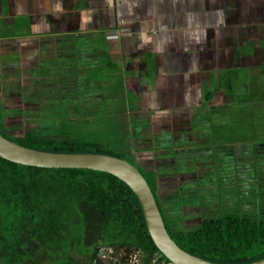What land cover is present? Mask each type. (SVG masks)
Masks as SVG:
<instances>
[{
    "label": "trees",
    "instance_id": "16d2710c",
    "mask_svg": "<svg viewBox=\"0 0 264 264\" xmlns=\"http://www.w3.org/2000/svg\"><path fill=\"white\" fill-rule=\"evenodd\" d=\"M105 41L104 35L58 41L57 53L42 57L49 75L38 78L35 93L27 98V113L40 119L38 127L16 135L8 118L22 110H7L2 97L0 133L36 149L125 158L146 177L169 234L183 249L224 263L264 258V101L207 109L199 118L206 121L199 133L210 129L221 139L204 141L191 132V141L176 143L189 148L183 169L199 170V177L161 179L132 152L124 116L133 93L117 72L115 56L102 52L110 47ZM204 98L202 108L213 95ZM159 193L167 196L169 210H179L175 221H168ZM98 239L106 241L102 246L141 250L144 264L171 262L153 241L138 197L118 176L0 156V264H101L102 246H89Z\"/></svg>",
    "mask_w": 264,
    "mask_h": 264
},
{
    "label": "crops",
    "instance_id": "0c3cea01",
    "mask_svg": "<svg viewBox=\"0 0 264 264\" xmlns=\"http://www.w3.org/2000/svg\"><path fill=\"white\" fill-rule=\"evenodd\" d=\"M101 35L148 111L202 108L206 80L263 68L264 0H0V98L35 91L23 71L58 41Z\"/></svg>",
    "mask_w": 264,
    "mask_h": 264
},
{
    "label": "rangeland",
    "instance_id": "374dc122",
    "mask_svg": "<svg viewBox=\"0 0 264 264\" xmlns=\"http://www.w3.org/2000/svg\"><path fill=\"white\" fill-rule=\"evenodd\" d=\"M254 46H260V44H253ZM263 45V44H261ZM102 52H104L108 56H114L112 55V48L111 47H105L101 49ZM117 51V50H116ZM252 51V50H251ZM51 53H57L56 49H53L50 51ZM49 52V54H50ZM110 52V54L108 53ZM47 55V54H45ZM43 55V56H45ZM67 55V56H66ZM65 58H68L69 54H66ZM120 58V56H119ZM116 61H118V57H115ZM39 63L35 65L36 70L32 71L29 69H26L23 71L24 76H26L25 83L28 82V85L25 87H28L32 84H35L41 77H45V75H49V73H46L45 69H43L42 58L39 59ZM65 62V61H64ZM113 62V61H111ZM114 63L118 65V73L123 74V78L127 85V90L129 89L133 93V104L129 106V108L125 111L126 114L124 117H126V120H128V123L130 124L129 128V141L132 143V152L135 153L136 158L139 162H141L144 166H150L151 169H156L159 178H175V179H188L193 180L199 177L200 172L199 170H187L183 169V166L188 165L189 159L187 154V147L178 146L176 144V140L179 139L181 136H185V138H191V132H195L197 134L198 138H201L204 141H216V137L213 136L210 129H206L205 135H201L199 132H203L205 130L203 128L206 121H200V117L203 115H207L209 111L207 112V109L210 108H218L227 105L228 103H238V102H249L252 100H263L264 101V65L263 68H254L252 69V66L248 69L241 70L238 68V75L234 73H223L222 77H225V79H231V82L228 81L230 86V89H228V86L225 85L227 82L226 80H220L219 76H216L215 79L212 81L206 80V89L205 93L213 95V100L209 103L208 106L204 108H195V107H182V108H173V109H156V110H147V103L148 97L143 96V87L144 84L140 83V80L133 81L132 79L128 82L127 81V75H131V70L128 69L127 64L123 66L121 63V60ZM231 74L233 76H231ZM137 76V75H136ZM141 76V75H140ZM139 76V78H140ZM123 80V81H124ZM19 80H17V84ZM211 83L210 87L208 84ZM114 82L109 83V86H112ZM124 85V84H123ZM114 87V86H112ZM35 93L34 90H28L23 96L14 95L11 97H3L5 102L3 103V107L7 110H22V113L20 112L19 115H15L13 117L8 118V124L11 128H14V132L16 135L24 134L27 131L34 129L35 127H38V124L40 123V119L34 117V115L28 114V110L31 108V102L27 100L28 97H31V94ZM141 94V95H140ZM120 95H124L126 97V93L124 94L123 91H120ZM140 95V96H139ZM27 100V101H26ZM2 109V107L0 106ZM1 112V110H0ZM206 112V113H205ZM136 118L138 120H146L148 122V126L146 125L145 121V127L141 128L137 126V123L135 122V119H132V117ZM131 121V123L129 122ZM135 122V123H132ZM133 124L134 127L133 128ZM190 132V133H187ZM167 133V134H165ZM185 134V135H184ZM175 139V140H174ZM221 139V138H220ZM144 140L147 141L149 144L152 143L153 145V153L152 151L148 150L150 148L146 147V143H144ZM171 141L172 142L171 144ZM178 141V140H177ZM212 147V145L206 146V148ZM202 148V147H201ZM141 150H148V155L145 157L141 156L142 151ZM141 152V153H140ZM166 152H168L166 154ZM153 154L155 156H153ZM190 156V155H189ZM212 179L211 176H208L206 178V181H210L209 179ZM169 197V196H168ZM159 198L161 199L164 207H165V213L168 218L169 222H173L178 218L179 216V210H176L175 212L173 210H169L171 203L168 202L167 196L164 195V193H159ZM177 213V214H173ZM106 241L98 239L95 241H92L89 246L90 248H93L95 245L102 246ZM115 252L117 253H124L126 248H122L119 250V248H115ZM138 255V253H134L133 257ZM141 253H139L140 257ZM123 261H128V256H125L122 258ZM121 261V262H123ZM97 262H101L99 259ZM112 262H110L111 264ZM135 262H132L131 264H134ZM108 264V263H104ZM140 264H144L142 261ZM167 264V263H166Z\"/></svg>",
    "mask_w": 264,
    "mask_h": 264
},
{
    "label": "water",
    "instance_id": "95a60500",
    "mask_svg": "<svg viewBox=\"0 0 264 264\" xmlns=\"http://www.w3.org/2000/svg\"><path fill=\"white\" fill-rule=\"evenodd\" d=\"M0 156L27 165L90 168L118 176L138 197L153 241L173 264H264V258L244 263L217 262L183 249L169 234L155 193L146 177L135 164L125 158L96 152H55L36 149L12 141L1 133Z\"/></svg>",
    "mask_w": 264,
    "mask_h": 264
},
{
    "label": "clouds",
    "instance_id": "9594fccd",
    "mask_svg": "<svg viewBox=\"0 0 264 264\" xmlns=\"http://www.w3.org/2000/svg\"><path fill=\"white\" fill-rule=\"evenodd\" d=\"M115 248H119L121 250L122 248H126L129 250H126L124 253L120 254L115 252ZM138 253L135 257H133L134 253ZM139 253H141L139 257ZM128 256V261H123L122 258ZM143 254L141 250L134 248V247H126V246H110L108 244H105L100 248L98 259L101 261V264L112 262L111 264H131L132 262H135L134 264H140L142 262ZM123 261V262H121ZM169 264H173L170 262Z\"/></svg>",
    "mask_w": 264,
    "mask_h": 264
},
{
    "label": "flooded vegetation",
    "instance_id": "af4514ba",
    "mask_svg": "<svg viewBox=\"0 0 264 264\" xmlns=\"http://www.w3.org/2000/svg\"><path fill=\"white\" fill-rule=\"evenodd\" d=\"M3 84H5L6 86H7V83H3ZM23 87V86H22ZM5 88V87H4ZM209 105V104H208ZM145 121L146 120H138V117H137V121H136V123H137V126L138 127H141V128H144L146 125L148 126V122L146 121V125H145ZM136 126V127H137ZM187 133H190V132H187ZM165 134H167V133H165ZM185 135V134H184ZM175 140V139H174ZM178 140V141H177ZM176 140V143H182L183 141L184 142H189V141H191L192 140V138H185V136H181L179 139H177ZM172 142H174V141H171V144H172ZM144 143H146V147L147 148H150V149H148V150H150V151H152L153 153H155L154 151H153V145H152V143H148L147 141H145L144 140ZM148 150H141L142 151V153H141V156L142 157H145L146 155H148ZM168 152H166V154H167ZM153 156H155L154 154H153Z\"/></svg>",
    "mask_w": 264,
    "mask_h": 264
}]
</instances>
